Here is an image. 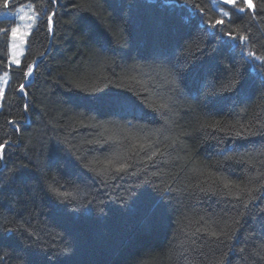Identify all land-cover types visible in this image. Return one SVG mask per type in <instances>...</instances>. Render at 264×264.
Segmentation results:
<instances>
[{
    "label": "trees",
    "instance_id": "trees-1",
    "mask_svg": "<svg viewBox=\"0 0 264 264\" xmlns=\"http://www.w3.org/2000/svg\"><path fill=\"white\" fill-rule=\"evenodd\" d=\"M24 3L16 65L0 17L3 264H264V0L0 13Z\"/></svg>",
    "mask_w": 264,
    "mask_h": 264
},
{
    "label": "rangeland",
    "instance_id": "rangeland-1",
    "mask_svg": "<svg viewBox=\"0 0 264 264\" xmlns=\"http://www.w3.org/2000/svg\"><path fill=\"white\" fill-rule=\"evenodd\" d=\"M219 1L221 3H225V0ZM220 8L223 12H226V10L222 6ZM0 17H6L12 20L9 40V63L16 65L19 63L21 56L25 51L26 40L29 33L36 24L37 15L35 14L32 6L29 3H24L19 5L14 10H6L0 13ZM13 29L17 30L15 34H13ZM27 75L28 80L29 76L31 75L30 71H28ZM8 78V71L0 74V103L3 92L8 82Z\"/></svg>",
    "mask_w": 264,
    "mask_h": 264
},
{
    "label": "snow or ice",
    "instance_id": "snow-or-ice-1",
    "mask_svg": "<svg viewBox=\"0 0 264 264\" xmlns=\"http://www.w3.org/2000/svg\"><path fill=\"white\" fill-rule=\"evenodd\" d=\"M52 2H56V0H50V3H52ZM245 2H246L247 7H248L249 9L253 8L252 0H245ZM225 3H230V4H232V5H235L236 0H225ZM6 7H7V5H6ZM240 11L243 12L244 9H240ZM223 15H224V16H227V15H228V12H224ZM54 16H55V14H53V16H50V17L48 18L50 25H54V23H55ZM217 23H220V22L217 21ZM12 31H13V34H15L17 30H16V29H13ZM236 86H237V84L234 85V87H236ZM24 87H26V86L22 85V86H21V90H23ZM77 87L79 88V85H77ZM80 90L83 91L85 94H89V95L96 94V90H95V89L89 90V89H86V88H85V89H80ZM10 123H11V122H10ZM237 135H239V133H237ZM90 143H91V141H90ZM4 147H5V145H0V150L4 149ZM154 154H155V153H153V155H154ZM150 158H151V157H149V159H150ZM227 158L230 159L231 157H227ZM124 168H125V166H124V165H121L120 168L117 169V171H118V172H119V171H122V170H124ZM225 187H228V185L225 184ZM54 191H55V190H54ZM57 195H59V196H70V195H72V194H71V193H67V192H58ZM237 222H238V221H237ZM213 235H215V233H213ZM3 261H4V257H3V256H0V264H3Z\"/></svg>",
    "mask_w": 264,
    "mask_h": 264
}]
</instances>
